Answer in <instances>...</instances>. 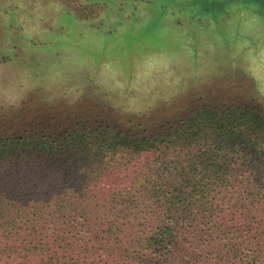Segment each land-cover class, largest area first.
<instances>
[{"label": "trees", "instance_id": "16d2710c", "mask_svg": "<svg viewBox=\"0 0 264 264\" xmlns=\"http://www.w3.org/2000/svg\"><path fill=\"white\" fill-rule=\"evenodd\" d=\"M126 1L119 13L133 8L131 31L120 16L116 29L93 35L136 76L131 51L159 52L141 38L156 35L141 31L156 8ZM168 2L191 13V0ZM175 48L174 57L184 46ZM55 119L0 121V264H264L261 104L203 105L140 134Z\"/></svg>", "mask_w": 264, "mask_h": 264}, {"label": "rangeland", "instance_id": "374dc122", "mask_svg": "<svg viewBox=\"0 0 264 264\" xmlns=\"http://www.w3.org/2000/svg\"><path fill=\"white\" fill-rule=\"evenodd\" d=\"M122 1L0 0L3 124L46 125L56 118L68 127L86 120L140 134L176 124L203 105L264 108V0L211 6L191 0V13L184 14L169 0H152L156 9L141 31L156 35L141 38L161 53L131 51L129 58L141 63L136 76L119 69L126 57L109 53L111 41L93 35L116 29L120 16L131 31L133 8L126 3L120 14ZM181 45L174 57L171 50Z\"/></svg>", "mask_w": 264, "mask_h": 264}, {"label": "crops", "instance_id": "0c3cea01", "mask_svg": "<svg viewBox=\"0 0 264 264\" xmlns=\"http://www.w3.org/2000/svg\"><path fill=\"white\" fill-rule=\"evenodd\" d=\"M149 10V9H148ZM151 29H148V31H150ZM153 31V30H152Z\"/></svg>", "mask_w": 264, "mask_h": 264}]
</instances>
